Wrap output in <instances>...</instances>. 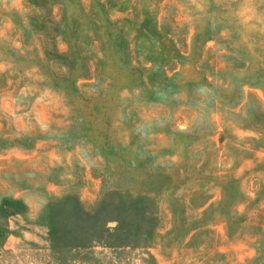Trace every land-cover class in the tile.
Here are the masks:
<instances>
[{"label":"rangeland","instance_id":"obj_1","mask_svg":"<svg viewBox=\"0 0 264 264\" xmlns=\"http://www.w3.org/2000/svg\"><path fill=\"white\" fill-rule=\"evenodd\" d=\"M0 264H264V0H0Z\"/></svg>","mask_w":264,"mask_h":264}]
</instances>
